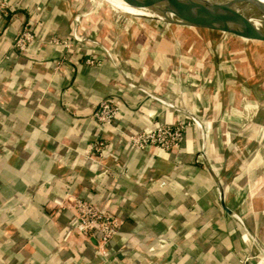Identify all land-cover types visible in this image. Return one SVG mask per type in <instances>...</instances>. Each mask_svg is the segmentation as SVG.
Listing matches in <instances>:
<instances>
[{
    "label": "crops",
    "instance_id": "0c3cea01",
    "mask_svg": "<svg viewBox=\"0 0 264 264\" xmlns=\"http://www.w3.org/2000/svg\"><path fill=\"white\" fill-rule=\"evenodd\" d=\"M76 3L0 0V264H264V43L117 27L109 10L76 30ZM104 98L110 124L93 117ZM192 116L170 150L125 144ZM74 198L119 220L105 255Z\"/></svg>",
    "mask_w": 264,
    "mask_h": 264
},
{
    "label": "water",
    "instance_id": "95a60500",
    "mask_svg": "<svg viewBox=\"0 0 264 264\" xmlns=\"http://www.w3.org/2000/svg\"><path fill=\"white\" fill-rule=\"evenodd\" d=\"M145 13L128 12L108 0H77L72 16L74 29L97 27L105 22L101 13L109 10L111 24L171 26L210 30L248 41L264 43L262 0H122ZM225 208V206L223 205ZM227 210V208H225ZM228 211V210H227Z\"/></svg>",
    "mask_w": 264,
    "mask_h": 264
},
{
    "label": "built area",
    "instance_id": "2783aa9c",
    "mask_svg": "<svg viewBox=\"0 0 264 264\" xmlns=\"http://www.w3.org/2000/svg\"><path fill=\"white\" fill-rule=\"evenodd\" d=\"M33 38V31L30 27L22 30L15 40V46L19 50H24L26 43ZM62 43L65 48L70 47L67 41ZM92 63V59L87 60ZM117 105L112 98L100 100L93 117L98 124H110L116 115ZM191 125H201L196 117L192 116L189 120L179 121L175 126H158L147 131H138L125 136V144L131 149L138 151L151 146H156L162 150H170L179 144L184 136L185 130ZM161 185L165 182L161 181ZM75 226L74 229L83 236L96 238L99 243V253L106 254L105 245L117 233L120 222L97 202L87 198H74ZM240 264H250L249 259L245 258Z\"/></svg>",
    "mask_w": 264,
    "mask_h": 264
},
{
    "label": "rangeland",
    "instance_id": "374dc122",
    "mask_svg": "<svg viewBox=\"0 0 264 264\" xmlns=\"http://www.w3.org/2000/svg\"><path fill=\"white\" fill-rule=\"evenodd\" d=\"M118 2H120V1H118ZM120 4H121V3H118V5H117V6H118V7H120Z\"/></svg>",
    "mask_w": 264,
    "mask_h": 264
},
{
    "label": "bare ground",
    "instance_id": "6f19581e",
    "mask_svg": "<svg viewBox=\"0 0 264 264\" xmlns=\"http://www.w3.org/2000/svg\"><path fill=\"white\" fill-rule=\"evenodd\" d=\"M264 2V0H262Z\"/></svg>",
    "mask_w": 264,
    "mask_h": 264
}]
</instances>
